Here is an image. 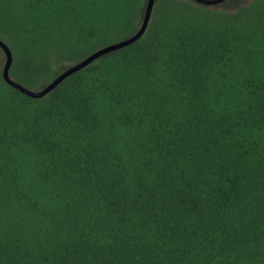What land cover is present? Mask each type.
Returning a JSON list of instances; mask_svg holds the SVG:
<instances>
[{"label":"trees","instance_id":"16d2710c","mask_svg":"<svg viewBox=\"0 0 264 264\" xmlns=\"http://www.w3.org/2000/svg\"><path fill=\"white\" fill-rule=\"evenodd\" d=\"M147 0H0L41 91ZM0 50V264H264V0H155L145 33L40 98Z\"/></svg>","mask_w":264,"mask_h":264},{"label":"water","instance_id":"95a60500","mask_svg":"<svg viewBox=\"0 0 264 264\" xmlns=\"http://www.w3.org/2000/svg\"><path fill=\"white\" fill-rule=\"evenodd\" d=\"M154 1L155 0H147L141 26H140L139 30L133 36H131L125 40L119 41L117 43H114V44L107 46L105 48H102V49L98 50L97 52L93 53L92 55H90L89 57H87L86 59H84V60L80 61L79 63L69 67L62 74L57 76L45 89H43L41 91L28 90L10 78L9 69H10V66L12 63V54H11V51L9 50V48L0 40V50H1V54L4 56V58H3L4 64L1 67L3 79L5 80V82L8 85H10L11 87L15 88L17 91L21 92L22 94H24L28 97L40 98V97L46 95L48 92H50L52 89H54L63 79H65L68 76L72 75L73 73L81 70L83 67L88 65L94 59H97V58H99V57H101V56H103L109 52L124 48L128 45H131L135 41H137L145 33V30H146V27L148 25V22H149V19L151 16V12L153 9ZM192 1L198 5L210 7V6L219 5L226 0H192ZM149 4H150V7L148 6Z\"/></svg>","mask_w":264,"mask_h":264},{"label":"snow or ice","instance_id":"6c2138e0","mask_svg":"<svg viewBox=\"0 0 264 264\" xmlns=\"http://www.w3.org/2000/svg\"><path fill=\"white\" fill-rule=\"evenodd\" d=\"M148 6L150 7V4Z\"/></svg>","mask_w":264,"mask_h":264}]
</instances>
